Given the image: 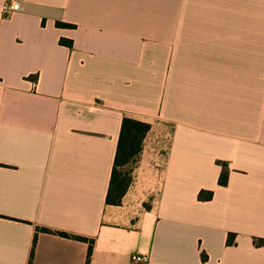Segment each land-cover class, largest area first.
Listing matches in <instances>:
<instances>
[{"label": "crops", "instance_id": "0c3cea01", "mask_svg": "<svg viewBox=\"0 0 264 264\" xmlns=\"http://www.w3.org/2000/svg\"><path fill=\"white\" fill-rule=\"evenodd\" d=\"M37 227L30 264H264V0H0V264Z\"/></svg>", "mask_w": 264, "mask_h": 264}, {"label": "trees", "instance_id": "16d2710c", "mask_svg": "<svg viewBox=\"0 0 264 264\" xmlns=\"http://www.w3.org/2000/svg\"><path fill=\"white\" fill-rule=\"evenodd\" d=\"M56 25L60 27L72 26L71 24L62 23V22H56ZM59 42L69 47L72 44L71 40H68L65 38H60ZM149 129H150L149 123L136 120V119H132V118H128V117L122 118L117 146H116L115 157H114L113 168L111 172L109 189H108L107 197H106L107 203L118 204L120 202L121 197L123 196V194L125 193L129 185L130 177L122 176L118 167L126 163H129V162L135 163L137 161L141 148H142L143 138ZM221 166L222 168L218 176V184L221 186H224L227 183L228 171L226 168V164L221 163ZM211 197H212V190L202 189L197 194V199L200 201L209 200L211 199ZM38 231L51 232V230L47 228H38V227L36 228V232L32 240L28 264H30V261L33 255L36 235ZM56 233L61 236L72 237L78 240L87 241L88 248H87V253H86L84 264L89 263L91 252H92V245H93L92 239H86L84 237L72 235L66 232H62V231H56ZM234 235H235L234 233H228L227 238H226L227 245L233 244ZM206 258L207 256L204 253H201V259L206 260Z\"/></svg>", "mask_w": 264, "mask_h": 264}, {"label": "built area", "instance_id": "2783aa9c", "mask_svg": "<svg viewBox=\"0 0 264 264\" xmlns=\"http://www.w3.org/2000/svg\"><path fill=\"white\" fill-rule=\"evenodd\" d=\"M19 6V4L17 2H11V3H8V2H4L3 5H2V11L3 13H8L10 12L11 10H15L17 9ZM131 259L133 261H140V260H145V257L142 256V255H132L131 256Z\"/></svg>", "mask_w": 264, "mask_h": 264}, {"label": "rangeland", "instance_id": "374dc122", "mask_svg": "<svg viewBox=\"0 0 264 264\" xmlns=\"http://www.w3.org/2000/svg\"><path fill=\"white\" fill-rule=\"evenodd\" d=\"M133 165H134V162H129V163H126V164L118 167L122 176H128V177H130V180H131V170H132Z\"/></svg>", "mask_w": 264, "mask_h": 264}]
</instances>
